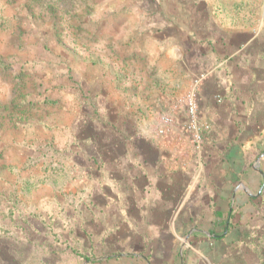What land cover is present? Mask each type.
Returning a JSON list of instances; mask_svg holds the SVG:
<instances>
[{"label": "crops", "instance_id": "obj_1", "mask_svg": "<svg viewBox=\"0 0 264 264\" xmlns=\"http://www.w3.org/2000/svg\"><path fill=\"white\" fill-rule=\"evenodd\" d=\"M219 1L226 12L212 8L196 27L163 14L166 27L144 51L155 73L140 78L157 84L155 94L145 85L133 89L135 82L123 93L92 92L94 105L52 125L53 135L61 134L44 142L46 149L53 146L50 153H41L43 142L3 144L4 157L39 158L46 170L50 163L67 175L56 185L48 170L39 193L36 171L28 175L35 188L29 226H37L39 215L45 231L60 227L58 238L45 234L53 244L46 258L59 255L61 264H264V7L258 22L232 23L222 16L244 20L232 10L234 0ZM186 82L196 86L204 131L199 146L185 139ZM62 110L68 114L70 107ZM155 111L174 118L173 131L160 134V121L142 119ZM26 146L30 153L20 155ZM17 169L10 171L16 180Z\"/></svg>", "mask_w": 264, "mask_h": 264}, {"label": "rangeland", "instance_id": "obj_2", "mask_svg": "<svg viewBox=\"0 0 264 264\" xmlns=\"http://www.w3.org/2000/svg\"><path fill=\"white\" fill-rule=\"evenodd\" d=\"M208 1L207 8L202 1L198 6L188 0H0V264H61L59 255L45 257L47 245H53L45 234L58 238L60 227L45 231L39 215L37 226L34 221L29 226L28 204L35 188L28 175L36 171L37 193L44 189L47 172L53 171L49 178L56 185L67 176L57 165V171L50 163L46 170L39 158H8L17 152L4 157L3 144L43 142L41 153H50L53 146L46 149L44 142L61 134L57 130L53 135L52 125L59 126L62 117L72 119L80 107L94 105L92 92L104 88L123 93L135 82L133 89L145 85L155 94L157 84H143L140 78L155 73L146 65L144 51L152 49L157 31L166 27L163 14L196 27L212 8L226 12L222 1ZM263 7L264 0H234L232 10L244 20L227 19L226 13L222 17L232 23L258 22ZM181 87L186 103L196 87L188 82ZM67 106L68 114L62 110ZM161 116L155 111L142 119L159 124ZM184 133L194 142L189 131ZM20 149V155L30 153L27 146ZM15 167L17 180L11 173Z\"/></svg>", "mask_w": 264, "mask_h": 264}, {"label": "built area", "instance_id": "obj_3", "mask_svg": "<svg viewBox=\"0 0 264 264\" xmlns=\"http://www.w3.org/2000/svg\"><path fill=\"white\" fill-rule=\"evenodd\" d=\"M186 106L187 113L190 118V123L187 128L193 136L194 143L199 146L204 140V131L200 129L198 124V105L195 96V88L188 94L186 98ZM173 122L174 118L171 115L163 114L160 118L159 131L166 133L171 129Z\"/></svg>", "mask_w": 264, "mask_h": 264}]
</instances>
